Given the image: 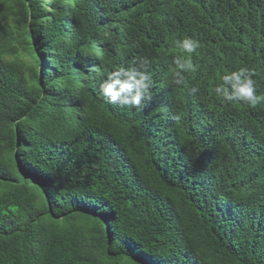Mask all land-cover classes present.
Instances as JSON below:
<instances>
[{"label":"trees","instance_id":"trees-1","mask_svg":"<svg viewBox=\"0 0 264 264\" xmlns=\"http://www.w3.org/2000/svg\"><path fill=\"white\" fill-rule=\"evenodd\" d=\"M139 58L152 99L106 103ZM239 67L264 94V0H0V264H264V104L214 92Z\"/></svg>","mask_w":264,"mask_h":264},{"label":"clouds","instance_id":"clouds-1","mask_svg":"<svg viewBox=\"0 0 264 264\" xmlns=\"http://www.w3.org/2000/svg\"><path fill=\"white\" fill-rule=\"evenodd\" d=\"M175 47L184 55L174 60L173 74L177 84L184 83V73L194 71L191 55L201 46L199 40L186 37L174 41ZM137 67L123 68L111 72L99 85V94L106 103L121 108L131 107L142 111L146 102L152 99L151 76L148 73L150 61L139 58L133 61ZM255 73L248 67H239L225 72L214 88L215 95L226 103L245 104L250 107L264 104V94H257ZM199 92L191 88V94Z\"/></svg>","mask_w":264,"mask_h":264}]
</instances>
